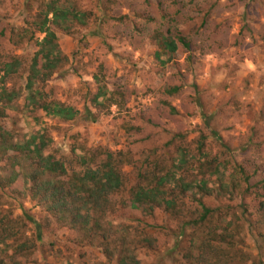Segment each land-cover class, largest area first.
I'll use <instances>...</instances> for the list:
<instances>
[{"label":"rangeland","instance_id":"obj_1","mask_svg":"<svg viewBox=\"0 0 264 264\" xmlns=\"http://www.w3.org/2000/svg\"><path fill=\"white\" fill-rule=\"evenodd\" d=\"M45 1L0 3V54L19 61L8 86L14 82L25 86V70L44 37L30 23ZM60 3L89 18L71 24L69 32L57 30L67 59L37 89L47 101L72 108L75 118L65 120L34 108L24 91L9 106L15 140L44 135L45 154L68 169L66 182L87 165L95 169L100 158L111 153L125 160L121 171L127 188L150 179L153 171L186 177L193 188L179 199L182 216L196 217L200 201L220 208L209 224L234 232L237 246L231 250L232 264H263L264 213L257 195L264 191V0ZM175 35L186 37L190 47L179 44L172 52L164 41ZM174 87L179 90L172 92ZM182 151L186 163L180 159ZM207 163H214L213 168ZM204 181L213 194L203 193ZM13 188L18 187L0 190L3 211H13L18 221L23 210L40 221L50 217L38 199L24 197ZM123 192L112 196L116 204L121 205L127 189ZM125 208L124 214L107 215L105 221L120 236L126 234L129 242L156 237L155 247L162 257L129 242L128 246L138 264H161L169 255L178 218L160 211L150 219L142 209ZM130 215L151 223L152 227L143 225L151 233L138 236L133 230L139 225ZM205 230L204 225L187 230L184 246H194L196 256ZM18 236L20 243L27 241L32 227H21ZM14 245L12 239L1 244L0 257L9 258ZM37 250L24 264H108L97 243L55 222L45 225Z\"/></svg>","mask_w":264,"mask_h":264},{"label":"trees","instance_id":"obj_2","mask_svg":"<svg viewBox=\"0 0 264 264\" xmlns=\"http://www.w3.org/2000/svg\"><path fill=\"white\" fill-rule=\"evenodd\" d=\"M87 18V13L66 7L60 0L41 3L37 19L31 22L30 26L34 27V32L43 34L44 37L38 41V49L25 70V86L16 82L12 83V87L8 86L11 77L18 72L19 61L0 54V164L3 165L4 171V174L0 175V190L17 186L19 189L13 190H18L24 197L29 195L31 200L38 199L50 216L40 221L23 210V220L20 223L21 219L18 221L12 217L13 211H3L0 208V245L11 239L15 243L13 253L9 258L0 257V264L26 263V257L38 252L37 249L43 241L45 225L52 222L57 226L77 231L92 244L97 243L108 264H138L133 250L128 246L130 238L126 234L120 236L118 230L105 221L107 215H116L118 212L124 214L127 210L125 207L142 209L150 219H154L160 211L168 213L173 219L178 218L177 227L173 230V243L167 251L169 255L161 260V264H194V260L197 264H232L234 257L231 250L237 246L234 232L227 227L212 228L209 224L214 215L221 213L220 208H212L200 201L196 217L182 216L183 209L179 207V199L190 193L193 188L191 183L185 181L186 177L176 179V175L169 171H153L150 179H142L127 188L121 171V164L125 160H122L120 155L111 153L101 157L95 169L87 165L83 173L73 172L66 182L64 177L68 169L61 160L45 154L47 142L44 135L39 137L40 140L36 137L24 142L15 140L16 126L9 118V106L20 98L24 91H27L26 99L29 105L34 108L65 120L75 118L72 108L56 101H47L37 88L57 73L63 67V61L67 59L60 49L57 30L69 32L71 24L76 21L84 23ZM33 31L32 34H35ZM164 42L172 52H176L179 44L187 49L190 47L186 37L180 35H175L172 39L166 38ZM178 90L179 87H174L172 92ZM182 152L180 159L186 163L187 154ZM98 154L100 157L101 152ZM91 156L96 157V154ZM83 162H86L84 157ZM207 165L212 169L214 163ZM144 180L149 182L144 183ZM200 188L205 195L213 194L205 181ZM124 189H127V192L122 196L121 205L119 202L116 204L112 196L122 195ZM262 189L264 190V186ZM257 196L259 210L264 213V191L259 192ZM130 218L136 220L139 225L133 230L138 236L151 233H146L147 229L143 226L152 227L151 223L140 222L139 217L135 215H130ZM29 225L32 227V237L20 243L18 235L21 233V227L26 228ZM202 225L207 226L208 230L202 233L201 242L196 247L199 254L196 256L193 252L194 246H184V242H187L189 228L195 229ZM131 239L129 244H133L134 248L153 250L156 254L161 253L162 257V252L155 247L156 237L154 239L149 236L140 241Z\"/></svg>","mask_w":264,"mask_h":264}]
</instances>
